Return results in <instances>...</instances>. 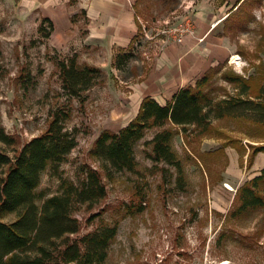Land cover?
Here are the masks:
<instances>
[{
    "label": "rangeland",
    "instance_id": "1",
    "mask_svg": "<svg viewBox=\"0 0 264 264\" xmlns=\"http://www.w3.org/2000/svg\"><path fill=\"white\" fill-rule=\"evenodd\" d=\"M227 1L140 0L137 10L147 25L148 36L139 22L136 50L119 68V53L128 49L83 44L84 17L81 42L56 47L51 43L54 30L45 36L50 23H45L46 31H40L44 18L38 11L27 9L21 0H0V130L14 141L12 145L0 141V150L16 157L25 144L47 128L51 112L63 110L68 115L67 129L78 130L79 146L66 156L59 174L78 181L81 166H98L90 149L102 131L119 132L131 122L124 114L130 86L147 78L163 48L178 43L174 29L184 15L193 12L205 18H222L228 14L222 11ZM220 26L234 53L227 62L207 72L211 77L205 91L214 97L215 104L229 98L244 99L248 108L241 111L245 110L246 116L215 120L213 129L203 137H197L194 125L187 133L178 129L173 148L183 162V182L175 167L157 164L148 157L151 147L145 142L157 132L150 130L135 147L138 173L121 172L115 180L105 179L108 195L94 209L74 206L72 216L78 219L80 228L78 234L71 235L74 239L104 223L118 227L104 264H220L224 260L264 264V207L231 215L238 209L239 188L257 177H253L252 169L261 152L249 167L253 152L249 145L264 144V124L256 121L259 115L251 103L258 102V89L243 94L241 86L232 81L237 75L264 86V0H246ZM234 55L240 57L237 63L232 62ZM71 59H76L80 67L89 65L103 71L98 84L76 98L64 92L58 66ZM231 140H241L242 144L233 143L223 153H215ZM232 155L237 162L235 172L240 180L247 179L241 181L243 184L239 180L236 185L230 182L231 177H237L230 174ZM59 174L54 175L50 169L42 173L36 192H44L47 198L58 193L62 183ZM227 182L235 190H229ZM142 199L144 209L138 211ZM14 219L15 215H9L5 221ZM61 244L60 240L59 248L63 249Z\"/></svg>",
    "mask_w": 264,
    "mask_h": 264
},
{
    "label": "trees",
    "instance_id": "2",
    "mask_svg": "<svg viewBox=\"0 0 264 264\" xmlns=\"http://www.w3.org/2000/svg\"><path fill=\"white\" fill-rule=\"evenodd\" d=\"M235 13H230L227 20ZM45 23L51 25L50 32L45 35L49 37L54 24L45 18L40 31H46ZM138 36L128 51L119 53V68L134 54ZM58 66L62 88L69 98L80 97L83 92L96 86L103 76L102 69L89 65L80 67L76 59L63 60ZM210 77L207 73L195 86L183 88L165 106L152 97H146L139 114L127 126L119 132L102 131L90 149L91 157L98 166L85 163L77 174L78 181L64 179L59 174L66 156L79 146L78 130L67 129L68 115L63 110L52 111L47 128L25 144L16 157L0 150V264H104L118 227L104 223L83 237L74 239L71 235L78 234L80 228L78 219L72 216V209L82 205H87L89 210L94 209L108 195L105 179L115 180L121 172L138 173L135 147L152 129H157V132L145 142V146L151 147L148 157L157 164L163 162L175 167L179 181L183 182V162L173 148L178 129L187 133L188 127L194 125L197 137H203L213 129L215 120L226 116H246L248 107H245L246 101L242 98L224 99L215 104L214 97L205 91ZM232 78L238 83L236 85L241 86L243 94L258 89V102H250L259 115L256 121L263 125L264 86L237 75ZM241 108L245 110L241 111ZM214 112L217 114L213 116ZM0 141L8 145L14 143L1 130ZM233 143L242 144V141L231 140L215 153H223ZM249 147L253 150L249 156L250 167L255 156L264 152V144H250ZM204 154L211 155L212 152ZM195 155L202 159V155ZM48 169L54 175L59 174L62 183L59 192L47 198L44 192L37 193L36 189L41 174ZM236 200L238 209L231 213L232 216L248 209L264 207V169L260 176L239 188ZM40 201L42 203L39 205ZM143 202L144 199L139 203L138 211H143ZM9 215H15L11 222L5 221ZM60 240L63 249L59 248ZM34 250L37 251L31 255Z\"/></svg>",
    "mask_w": 264,
    "mask_h": 264
},
{
    "label": "crops",
    "instance_id": "3",
    "mask_svg": "<svg viewBox=\"0 0 264 264\" xmlns=\"http://www.w3.org/2000/svg\"><path fill=\"white\" fill-rule=\"evenodd\" d=\"M139 1L21 0L27 9L36 10L42 18L52 21L55 29L51 43L54 46L65 47L72 41L79 42L82 37L80 23L84 17L86 34L82 43L112 50L129 49L138 35L141 20L137 10ZM245 1L228 0L222 11L228 14L236 12ZM205 17L194 13L195 36H186L183 43L168 44L156 58L147 78L130 86L132 91L126 99L128 106L124 112L126 118L130 121L136 118L146 97H152L161 105H167L183 88L195 85L211 68L227 62L233 55L234 51L224 35V28L220 26L225 20ZM206 33H209L207 39L199 43L198 38ZM231 158L233 171L230 174H236L237 177H231L230 182L234 185L236 180L245 182L247 179L240 180L235 172V155ZM263 169L264 153L261 152L252 169L253 177L258 176Z\"/></svg>",
    "mask_w": 264,
    "mask_h": 264
},
{
    "label": "built area",
    "instance_id": "4",
    "mask_svg": "<svg viewBox=\"0 0 264 264\" xmlns=\"http://www.w3.org/2000/svg\"><path fill=\"white\" fill-rule=\"evenodd\" d=\"M140 23L142 25V31L145 33L146 36H148L146 23H144L142 20H140ZM174 30L176 33V35L174 36V40L178 43H183L185 40V37L188 35H194L195 36V34H196V23H195V19H194V13L192 12V13H188V14L184 15L182 22ZM208 34L209 33H206L204 36L198 38V42L199 43L204 42L207 39ZM238 60H240V57ZM232 62L237 63V60H235V61L232 60Z\"/></svg>",
    "mask_w": 264,
    "mask_h": 264
},
{
    "label": "bare ground",
    "instance_id": "5",
    "mask_svg": "<svg viewBox=\"0 0 264 264\" xmlns=\"http://www.w3.org/2000/svg\"><path fill=\"white\" fill-rule=\"evenodd\" d=\"M229 17V14H226L224 17H222L223 21L226 20L227 18ZM239 57L237 55H234L233 57V61L237 60L238 61ZM226 187L229 189V190H235L233 185L230 184L229 182L226 183ZM220 264H233L231 261L229 260H224V261H221Z\"/></svg>",
    "mask_w": 264,
    "mask_h": 264
}]
</instances>
